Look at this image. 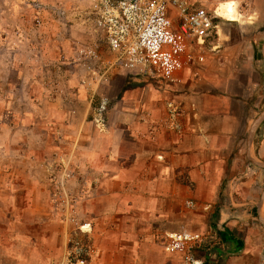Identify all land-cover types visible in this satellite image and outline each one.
Wrapping results in <instances>:
<instances>
[{
	"label": "crops",
	"instance_id": "obj_1",
	"mask_svg": "<svg viewBox=\"0 0 264 264\" xmlns=\"http://www.w3.org/2000/svg\"><path fill=\"white\" fill-rule=\"evenodd\" d=\"M191 1L209 12L235 3L240 20L219 21L220 51L181 85L158 91L123 71L99 84L74 64L77 75L35 78L16 58L8 64L22 73L17 86L4 80L2 94L0 264H62L74 211L94 228L90 264H184L183 253L162 245L163 234L182 229L202 238L206 264H254L252 216L264 203V0ZM100 97L112 101L105 129L92 121ZM170 101L185 110L182 135L165 126Z\"/></svg>",
	"mask_w": 264,
	"mask_h": 264
},
{
	"label": "built area",
	"instance_id": "obj_2",
	"mask_svg": "<svg viewBox=\"0 0 264 264\" xmlns=\"http://www.w3.org/2000/svg\"><path fill=\"white\" fill-rule=\"evenodd\" d=\"M84 17L95 43H76L73 64L93 81L104 84L116 72L160 80L167 84H183L182 75L203 65L210 54L220 51L222 35L218 12H209L191 0H83ZM60 24L65 12L57 8ZM37 28L42 29L38 20ZM41 35V34H40ZM43 47L34 52L43 56ZM106 51L107 53H105ZM112 101L100 97L92 111L96 127L109 124ZM186 113L170 101L166 105L165 126L176 135L184 133ZM163 159V158H161ZM188 210L198 209L195 201H187ZM74 227L70 246L62 264H90L95 254L91 223L70 215ZM162 245L169 252H181L184 264H206L199 258L203 240L186 229L177 234H163Z\"/></svg>",
	"mask_w": 264,
	"mask_h": 264
},
{
	"label": "rangeland",
	"instance_id": "obj_3",
	"mask_svg": "<svg viewBox=\"0 0 264 264\" xmlns=\"http://www.w3.org/2000/svg\"><path fill=\"white\" fill-rule=\"evenodd\" d=\"M233 4L235 5V3ZM57 8L62 9L66 14L62 24H60L56 14ZM84 11L85 4L83 0H0V127L2 124L9 122V116L6 114L9 111L6 109V98L2 95L5 88L4 80L10 79L17 86L22 73L21 68L35 78L40 76L38 72L48 78L64 76L67 74V70L70 73L69 77L78 74V72H73L74 68L72 67L75 44L95 43L96 40L95 35L90 32L85 22ZM38 20L41 21L42 29L37 28ZM220 21L225 23L223 24L224 27L228 28L227 20L222 19ZM233 28V34H236L235 26ZM223 39L224 37H222ZM38 46H42L47 53L48 61H45L46 65H44L43 58L34 52ZM15 58L19 61L18 64L21 68L14 69L8 66ZM55 58L56 60L63 58L65 63L70 65H56L54 63ZM28 61L33 65L26 69L22 62ZM79 73L83 74L80 70ZM135 78L141 80L142 85L145 87H154L153 89L156 87L158 91L164 89L162 81H154L146 77L135 76ZM20 97L15 102L22 107L23 102ZM20 107H18V110H20ZM260 197L258 196L257 200L259 203ZM262 205L264 203H260L261 215L259 216L255 212L252 216L257 220V226H260V230L253 233L252 252L254 254V264H264V207ZM75 214L77 215V213ZM92 245L94 248L93 243Z\"/></svg>",
	"mask_w": 264,
	"mask_h": 264
},
{
	"label": "bare ground",
	"instance_id": "obj_4",
	"mask_svg": "<svg viewBox=\"0 0 264 264\" xmlns=\"http://www.w3.org/2000/svg\"><path fill=\"white\" fill-rule=\"evenodd\" d=\"M217 12L222 19L232 22H239L240 20V13L233 3L222 4Z\"/></svg>",
	"mask_w": 264,
	"mask_h": 264
}]
</instances>
